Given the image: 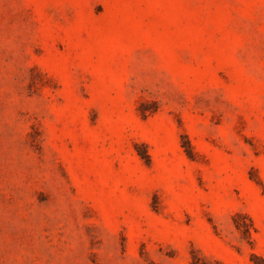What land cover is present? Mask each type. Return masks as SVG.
<instances>
[{"label":"rangeland","instance_id":"374dc122","mask_svg":"<svg viewBox=\"0 0 264 264\" xmlns=\"http://www.w3.org/2000/svg\"><path fill=\"white\" fill-rule=\"evenodd\" d=\"M264 258V0H0V264Z\"/></svg>","mask_w":264,"mask_h":264},{"label":"trees","instance_id":"16d2710c","mask_svg":"<svg viewBox=\"0 0 264 264\" xmlns=\"http://www.w3.org/2000/svg\"><path fill=\"white\" fill-rule=\"evenodd\" d=\"M257 264H264V258L263 257H258Z\"/></svg>","mask_w":264,"mask_h":264}]
</instances>
